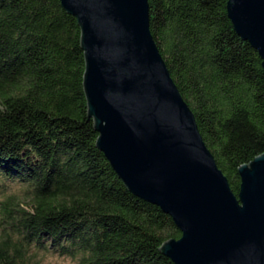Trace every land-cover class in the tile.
I'll use <instances>...</instances> for the list:
<instances>
[{
    "label": "trees",
    "instance_id": "1",
    "mask_svg": "<svg viewBox=\"0 0 264 264\" xmlns=\"http://www.w3.org/2000/svg\"><path fill=\"white\" fill-rule=\"evenodd\" d=\"M226 4L148 0L160 53L238 194L239 166L264 154V70ZM80 40L60 0H0V178L25 185L0 189V264H38L41 252L77 264H175L160 246L180 230L96 144Z\"/></svg>",
    "mask_w": 264,
    "mask_h": 264
},
{
    "label": "water",
    "instance_id": "2",
    "mask_svg": "<svg viewBox=\"0 0 264 264\" xmlns=\"http://www.w3.org/2000/svg\"><path fill=\"white\" fill-rule=\"evenodd\" d=\"M60 2L80 26L98 148L129 190L181 232L160 249L175 264H264V154L239 166L235 194L151 33L148 0ZM226 7L264 70V0Z\"/></svg>",
    "mask_w": 264,
    "mask_h": 264
},
{
    "label": "rangeland",
    "instance_id": "3",
    "mask_svg": "<svg viewBox=\"0 0 264 264\" xmlns=\"http://www.w3.org/2000/svg\"><path fill=\"white\" fill-rule=\"evenodd\" d=\"M3 184V185H2ZM25 185L17 180L8 178H0V189L5 188L3 191L6 193H22ZM38 264H77L76 261L69 256L60 255L54 252H41L37 255ZM33 258L31 259V262Z\"/></svg>",
    "mask_w": 264,
    "mask_h": 264
}]
</instances>
